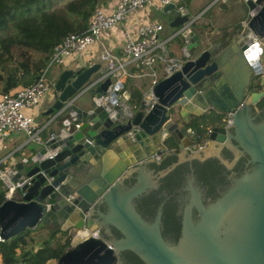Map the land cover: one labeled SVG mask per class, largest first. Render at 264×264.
Instances as JSON below:
<instances>
[{"label":"water","instance_id":"1","mask_svg":"<svg viewBox=\"0 0 264 264\" xmlns=\"http://www.w3.org/2000/svg\"><path fill=\"white\" fill-rule=\"evenodd\" d=\"M240 2L244 22L222 37L161 9L182 63L151 96L122 70L98 79L99 61L60 71L41 142L0 172L14 187L2 239L41 231L43 264H264V0ZM210 114L231 122L211 126L207 153L181 155Z\"/></svg>","mask_w":264,"mask_h":264},{"label":"built area","instance_id":"2","mask_svg":"<svg viewBox=\"0 0 264 264\" xmlns=\"http://www.w3.org/2000/svg\"><path fill=\"white\" fill-rule=\"evenodd\" d=\"M155 3L159 5V9H163L164 6L175 2L174 0H114V8L110 12L97 7L84 32L69 34L53 47L47 58L43 72L39 74L34 83L27 86L15 87L8 92H0V138L22 133L29 141L40 143L42 127H39L34 116L35 110L38 108L50 85L46 81L48 70L53 66L64 65L70 56L81 55L95 45L102 47L97 56V60L101 63V74L98 79H103L109 75H116L118 70H122L123 73L125 62L132 61L144 68L145 71L140 76L150 77L148 95L151 96L153 86L159 80V72L155 65L161 64L162 68H165L169 72H174L182 63L180 58L169 54L167 41L171 37L166 40L160 38L159 35L163 30V26L158 22L150 21L141 24L134 34L124 31L120 46L124 57L123 61L117 60L109 53L102 43L101 36L104 32L113 30L116 25L127 20L131 14ZM54 80L53 78L52 86ZM222 122L226 124L230 123L231 120L227 115H224ZM74 126L79 127V124L76 123ZM210 132L211 126L206 127L205 132L202 134L195 129L191 130L190 134L195 141L194 146L196 149L194 150L202 151L208 148L210 144L208 135ZM203 135L207 138L202 139ZM154 157L156 160H159L162 158V155L155 154ZM1 171L8 172L9 169H0ZM13 189L14 187H11L4 192L5 199L11 198ZM69 197L72 198L73 194ZM92 235L96 236V232H93ZM0 241H3L1 235ZM14 264L35 263L18 259Z\"/></svg>","mask_w":264,"mask_h":264},{"label":"trees","instance_id":"3","mask_svg":"<svg viewBox=\"0 0 264 264\" xmlns=\"http://www.w3.org/2000/svg\"><path fill=\"white\" fill-rule=\"evenodd\" d=\"M57 2L58 0H0V67L6 74L5 78L0 74V78L4 80L1 92L34 83L43 72L53 47L69 34L84 32L102 0H68L60 8L56 7ZM8 30L10 31L3 34ZM11 48L15 49L20 60L15 66L9 67L4 64L6 59L3 56L7 55L11 59ZM37 55L40 57L37 58ZM205 119L206 116L193 120L192 128L200 134L204 133L208 127L202 125ZM164 157L177 156L171 154ZM3 200L4 193L0 195V203ZM30 234L31 230L25 229L8 240L0 241L1 264H14L18 259L43 264L47 257L54 256L49 247L18 256L17 252L32 239ZM44 243L48 245V241Z\"/></svg>","mask_w":264,"mask_h":264},{"label":"crops","instance_id":"4","mask_svg":"<svg viewBox=\"0 0 264 264\" xmlns=\"http://www.w3.org/2000/svg\"><path fill=\"white\" fill-rule=\"evenodd\" d=\"M175 5L178 7H182L185 9H189L193 16L197 17V25L196 27L204 28L211 32L218 34V37H222L232 32L234 27L240 26L244 20V7L241 5L240 0H174ZM156 4V3H155ZM154 4V5H155ZM105 11L110 12L114 8V0H102L100 6ZM159 11L155 6H148L141 11L135 12L131 14L127 20L116 25L113 30L106 31L102 34V43L104 47H106L109 53L114 56L117 60H124V57L121 53L120 46L123 40L124 31H128L134 34L137 28L145 23L150 21H155L160 23L163 26V30L160 33V38L169 39L172 36L171 30L167 27V21L163 23L159 19ZM155 12V13H154ZM154 13V16H153ZM163 16H165L164 12H161ZM235 15L234 21L228 20L230 17ZM170 42V47L168 44ZM217 41L215 40L214 43ZM175 47V46H174ZM173 43L170 39L167 41V48L169 54L173 57H178L179 55L176 53V49H174ZM101 50L102 47L99 45H95L90 47L86 52L81 55H72L66 61L64 66L55 68L52 72V78H56L58 73L65 69H79V68H87L91 64L97 62L98 50ZM122 55V59H121ZM156 69L158 72L161 71V64H156ZM139 67L136 63L129 61L125 62L123 67L122 76L118 77V80L122 81L125 86H128L130 82L135 83L137 86H142V79L144 77L140 76L144 72L139 70ZM144 70V68H143ZM119 71V70H118ZM145 71V70H144ZM128 75L124 82V75ZM146 77V76H145ZM150 84V81L147 85V88ZM146 88V89H147ZM55 93H51L46 96L40 102L38 108L35 110L36 122L41 128L43 124L49 119L46 117L44 113L50 108V105L53 102ZM42 135V134H41ZM30 142L28 138L22 134H13L7 137L0 138V169L8 170L11 164L17 163L22 154H24L29 146ZM169 149H173L175 146L171 144L168 145ZM184 152L181 153L183 155ZM180 155V156H181ZM3 188V185L0 183V189ZM4 191V189H3ZM30 237L32 239L29 240V244L25 246L22 250L17 252V255L30 252L34 253L38 249L48 248V245L44 243L45 237L43 233L39 230L31 231ZM1 255H0V264H1Z\"/></svg>","mask_w":264,"mask_h":264},{"label":"rangeland","instance_id":"5","mask_svg":"<svg viewBox=\"0 0 264 264\" xmlns=\"http://www.w3.org/2000/svg\"><path fill=\"white\" fill-rule=\"evenodd\" d=\"M67 1H68V0H58V2H57V4H56V7H58V8L62 7V6L65 4V2H67ZM153 6H155L156 9L161 10V9H159V5H158V4H155V5H153ZM161 12H163V11H159V14H160V15H159V19H160L163 23H165V21H167V20H166L165 17L161 14ZM154 13H155V12H154ZM154 13H153V16H154ZM164 19H165V21H164ZM234 19H235V15H233L232 17H230L228 20L234 21ZM9 31H10V30L4 32L3 34H6V33L9 32ZM161 39H162V38H161ZM168 47H170V42H169V44H168ZM99 52H100V49L98 50V54H99ZM9 55H10L11 59H8L7 55H4V56H3V58L6 59V61H5L4 64H5L6 66H9V67H11V66H15V65H16V62H18V61L20 60L19 55L16 53V51H15L14 48H11V50L9 51ZM9 55H8V56H9ZM39 57H40V55H37V58H39ZM121 59H122V55H121ZM62 66H64V65H61V66H53V67H51V68L48 70V72H47V74H46V81H47V83H49L50 85H49L48 91H47L46 94L43 96V99H44L46 96H48L49 94H51V93L54 92V88H53V86L51 85L52 80H53L52 75H51V72H52L55 68H59V67H62ZM139 70H140L141 72H144L143 67H139ZM0 74H1L2 78H5V76H6L5 71H2V70H1V67H0ZM142 77H144V78H142V79H146V80H142L143 85H142V86H139V87H140L141 89H143V90H146L147 85H148V83H149V81H150V77H145V76H142ZM3 81H4V80H2V79L0 78V92H1V88L3 89V87H4V83H3ZM36 118H38V117H35V116H34V119H35V120H36ZM219 124H221V123H220V115H217V114L206 115V119H205V120L203 121V123H202V125L205 126V127H206V126H212V125H219ZM222 124H223V122H222ZM206 138H207V137H205V136L203 135V138H202V139H206ZM209 147H210V146H208V148H207L203 153H207ZM2 193H4L3 188L0 189V195H1ZM21 254H22V253H21ZM21 254H19V255H21Z\"/></svg>","mask_w":264,"mask_h":264},{"label":"flooded vegetation","instance_id":"6","mask_svg":"<svg viewBox=\"0 0 264 264\" xmlns=\"http://www.w3.org/2000/svg\"><path fill=\"white\" fill-rule=\"evenodd\" d=\"M262 102H263V97L256 103V105H255V107H261V105H262ZM255 107H254V109H255ZM254 112V111H253ZM223 117V116H222ZM222 117H220V123L221 124H219V125H224V124H222ZM176 153V152H175ZM175 153H173V154H175ZM184 154H203V152H196V151H189V152H184Z\"/></svg>","mask_w":264,"mask_h":264},{"label":"clouds","instance_id":"7","mask_svg":"<svg viewBox=\"0 0 264 264\" xmlns=\"http://www.w3.org/2000/svg\"><path fill=\"white\" fill-rule=\"evenodd\" d=\"M254 47L258 48L259 47V44L255 45ZM247 55L248 54L246 53V56ZM258 59H259V55L258 54H256L255 56H251V57H249V63H254L255 60H258Z\"/></svg>","mask_w":264,"mask_h":264}]
</instances>
